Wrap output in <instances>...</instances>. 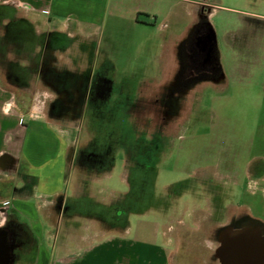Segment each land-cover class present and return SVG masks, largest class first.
<instances>
[{
	"label": "rangeland",
	"instance_id": "374dc122",
	"mask_svg": "<svg viewBox=\"0 0 264 264\" xmlns=\"http://www.w3.org/2000/svg\"><path fill=\"white\" fill-rule=\"evenodd\" d=\"M196 1L173 14L158 0L165 26L117 33L102 48L112 62L92 65L109 73L86 80L84 110L51 112L68 120L72 191L46 209L41 238L14 225L22 247L53 264L66 238L75 251L130 229L132 241L166 244L173 264H219L220 231L264 223V0ZM29 202L35 217L41 200Z\"/></svg>",
	"mask_w": 264,
	"mask_h": 264
},
{
	"label": "crops",
	"instance_id": "0c3cea01",
	"mask_svg": "<svg viewBox=\"0 0 264 264\" xmlns=\"http://www.w3.org/2000/svg\"><path fill=\"white\" fill-rule=\"evenodd\" d=\"M171 2L173 14L179 3L184 8L197 3ZM157 4L158 0H0V264L51 263L41 246L7 242V233L17 234L16 224H25L33 239L45 235L43 225L50 223L46 209L59 197L66 201L63 187L72 191L68 120L51 112L84 110L80 97L86 80L109 73L92 65L100 58L104 64L112 62L110 50L104 51L113 47L117 33L123 31V39L132 41L133 29L153 35L165 26L155 25L161 13ZM8 64L15 65V71L5 70ZM31 96H42L43 101H29ZM54 185L57 188L49 190ZM32 198L41 200L32 207L35 217L27 206ZM34 224L42 225L39 236ZM130 234V229L111 233L75 251L66 238L52 263L173 264L166 244L143 245L130 240Z\"/></svg>",
	"mask_w": 264,
	"mask_h": 264
},
{
	"label": "flooded vegetation",
	"instance_id": "af4514ba",
	"mask_svg": "<svg viewBox=\"0 0 264 264\" xmlns=\"http://www.w3.org/2000/svg\"><path fill=\"white\" fill-rule=\"evenodd\" d=\"M239 222V221H238ZM242 230H250L252 231L251 235H250V239L252 242L250 243H256L257 240H259L260 244L262 246H264V223H260L257 221H246L243 224L238 225L237 227L234 228H226L222 231H220L218 233V235L216 236V241L218 243V247L216 249V256L217 259L219 261V264H221V260H225L229 258V255H231V251H229V247H232L233 249L235 248V244L233 242V234H237L239 231ZM257 232V233H256ZM16 236V237H15ZM253 239V240H252ZM19 235L18 234H14V233H7V242L10 245H14V244H21V242L19 241ZM228 243V244H227ZM237 246V244H236ZM239 247L243 246V243L241 241V243H238ZM255 260V258H252V264H257L254 263L253 261Z\"/></svg>",
	"mask_w": 264,
	"mask_h": 264
},
{
	"label": "water",
	"instance_id": "95a60500",
	"mask_svg": "<svg viewBox=\"0 0 264 264\" xmlns=\"http://www.w3.org/2000/svg\"><path fill=\"white\" fill-rule=\"evenodd\" d=\"M252 231L242 230L237 234H233V242L235 248L229 247L231 255H229L228 260H221V264H252V258L254 257V263L264 264V246H262L259 240L256 243L252 242L250 239ZM250 240V242H249ZM243 243V247H239L238 243Z\"/></svg>",
	"mask_w": 264,
	"mask_h": 264
},
{
	"label": "bare ground",
	"instance_id": "6f19581e",
	"mask_svg": "<svg viewBox=\"0 0 264 264\" xmlns=\"http://www.w3.org/2000/svg\"><path fill=\"white\" fill-rule=\"evenodd\" d=\"M257 233V232H256ZM253 240V239H252ZM228 244V243H227ZM243 247V246H242ZM229 249V248H228ZM230 251V250H229Z\"/></svg>",
	"mask_w": 264,
	"mask_h": 264
}]
</instances>
